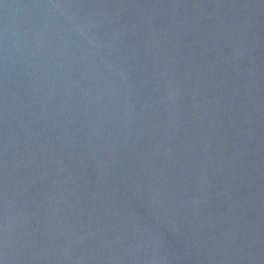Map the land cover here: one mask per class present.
<instances>
[{"label": "water", "instance_id": "1", "mask_svg": "<svg viewBox=\"0 0 264 264\" xmlns=\"http://www.w3.org/2000/svg\"><path fill=\"white\" fill-rule=\"evenodd\" d=\"M0 264H264V0H0Z\"/></svg>", "mask_w": 264, "mask_h": 264}]
</instances>
